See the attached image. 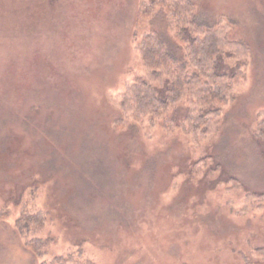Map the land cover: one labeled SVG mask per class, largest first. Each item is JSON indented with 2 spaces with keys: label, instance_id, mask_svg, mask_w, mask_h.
<instances>
[{
  "label": "rangeland",
  "instance_id": "rangeland-1",
  "mask_svg": "<svg viewBox=\"0 0 264 264\" xmlns=\"http://www.w3.org/2000/svg\"><path fill=\"white\" fill-rule=\"evenodd\" d=\"M150 1L0 0V264H264V0H193L242 73L205 134L190 91L125 102L171 79L139 50L180 29Z\"/></svg>",
  "mask_w": 264,
  "mask_h": 264
},
{
  "label": "trees",
  "instance_id": "trees-1",
  "mask_svg": "<svg viewBox=\"0 0 264 264\" xmlns=\"http://www.w3.org/2000/svg\"><path fill=\"white\" fill-rule=\"evenodd\" d=\"M156 3L162 5L155 16L161 15L165 21L175 20L179 25L180 29L173 37L179 46H172L173 40L166 39L158 29L152 28L143 34L139 50L143 62L151 69L152 77L156 78L166 72L171 78L165 81V86L162 87L163 90L167 89V93L152 85L147 78H139L127 92L125 102L135 101L138 114L148 109H154V113L159 114L190 91L197 95V104L201 110L196 116L187 114L183 122H188L187 128L194 133L205 134L221 117L223 107L232 98L233 87L242 73L222 66V50L226 36L211 22L210 16L196 12L193 0L145 2L139 14L142 22L154 14ZM182 3L184 6L181 7ZM154 118H157V115ZM172 121L173 119L170 122ZM257 132L258 136L264 139V122L258 124ZM37 243L40 247L43 246V242ZM44 264L68 263L61 257Z\"/></svg>",
  "mask_w": 264,
  "mask_h": 264
}]
</instances>
